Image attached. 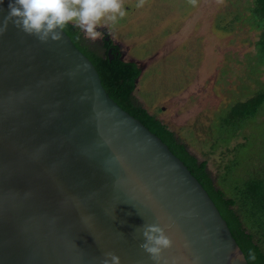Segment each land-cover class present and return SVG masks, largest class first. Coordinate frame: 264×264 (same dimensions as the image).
I'll return each instance as SVG.
<instances>
[{
  "label": "water",
  "instance_id": "water-1",
  "mask_svg": "<svg viewBox=\"0 0 264 264\" xmlns=\"http://www.w3.org/2000/svg\"><path fill=\"white\" fill-rule=\"evenodd\" d=\"M129 60L137 83L144 66ZM144 223L173 238L161 264H248L202 184L109 96L69 35L44 44L9 24L0 36V264H100L108 251L121 264H154L139 246Z\"/></svg>",
  "mask_w": 264,
  "mask_h": 264
},
{
  "label": "rangeland",
  "instance_id": "rangeland-1",
  "mask_svg": "<svg viewBox=\"0 0 264 264\" xmlns=\"http://www.w3.org/2000/svg\"><path fill=\"white\" fill-rule=\"evenodd\" d=\"M246 1L145 0L138 8L137 0H125L127 15L104 27L125 59L144 66L138 100L207 158L229 194L264 159V106L230 118L235 103L264 87Z\"/></svg>",
  "mask_w": 264,
  "mask_h": 264
},
{
  "label": "trees",
  "instance_id": "trees-1",
  "mask_svg": "<svg viewBox=\"0 0 264 264\" xmlns=\"http://www.w3.org/2000/svg\"><path fill=\"white\" fill-rule=\"evenodd\" d=\"M247 19L258 31L254 42L256 60L264 65V0H247ZM95 66L101 83L109 96L119 106L137 117L146 127L165 142L190 172L198 179L226 220L231 234L242 250L248 264H264V159L259 160L242 182L227 193L221 183V174L213 173L207 158H201L155 112H150L136 97V78L140 67L136 62L121 59L119 47L112 40L103 44L84 37L83 32L69 24L64 30ZM111 48L113 57L107 53ZM264 106V87L250 98L231 107L230 118H246L256 115ZM262 107V108H261ZM255 252L256 259L249 260L248 252Z\"/></svg>",
  "mask_w": 264,
  "mask_h": 264
},
{
  "label": "clouds",
  "instance_id": "clouds-1",
  "mask_svg": "<svg viewBox=\"0 0 264 264\" xmlns=\"http://www.w3.org/2000/svg\"><path fill=\"white\" fill-rule=\"evenodd\" d=\"M189 2L195 6L197 0ZM3 3L4 0H0V6ZM144 4L145 0H137L136 7H143ZM7 9V14L0 20V36L12 24L44 44L61 41L69 24L83 32L88 40L103 39L104 34L98 29L115 25L127 15L125 0H8ZM0 11H3L2 7ZM166 227L159 223H144L137 227L143 237L139 246L154 264H161L164 252L174 244ZM187 246L186 243L185 247ZM236 259L243 261L242 256H237ZM248 259H256L254 251L249 250ZM100 264H121V259L116 253L108 251L103 253Z\"/></svg>",
  "mask_w": 264,
  "mask_h": 264
},
{
  "label": "flooded vegetation",
  "instance_id": "flooded-vegetation-1",
  "mask_svg": "<svg viewBox=\"0 0 264 264\" xmlns=\"http://www.w3.org/2000/svg\"><path fill=\"white\" fill-rule=\"evenodd\" d=\"M98 30L101 31V32H103V34H104L103 37H104V36H105L104 31L107 30V29H105V28L103 27V28H100V29H98ZM107 33L109 34L108 30H107ZM109 36H110V38H109L108 40H112V42L116 44V42L112 39V37H111L110 34H109ZM106 41H107V40H106ZM102 42H103L102 39H99V40H98V43H99V44H103ZM118 47H119V52H120V54L123 53V57H124V51L121 50L120 45H119ZM110 48H112V47H110Z\"/></svg>",
  "mask_w": 264,
  "mask_h": 264
},
{
  "label": "crops",
  "instance_id": "crops-1",
  "mask_svg": "<svg viewBox=\"0 0 264 264\" xmlns=\"http://www.w3.org/2000/svg\"><path fill=\"white\" fill-rule=\"evenodd\" d=\"M142 73V72H141ZM205 158V157H204Z\"/></svg>",
  "mask_w": 264,
  "mask_h": 264
}]
</instances>
